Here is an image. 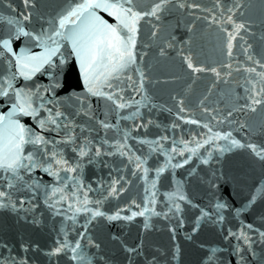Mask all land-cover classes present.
<instances>
[{
  "label": "snow or ice",
  "instance_id": "obj_1",
  "mask_svg": "<svg viewBox=\"0 0 264 264\" xmlns=\"http://www.w3.org/2000/svg\"><path fill=\"white\" fill-rule=\"evenodd\" d=\"M241 7L238 2L229 7L221 0H215L211 7L189 0H62L55 14H49L38 8L37 0H23L24 11L18 15H0V23L5 25L4 35L0 36V210L10 211L25 221L33 214L28 222L36 224L35 213L42 199L48 211L63 217L54 246L47 255L63 253L70 256L74 264H112L101 243L89 234V225L94 221H132L143 217V227L147 229L152 216L168 218V213H172L183 227L187 206L198 210L192 222L193 233L199 230L202 220L211 221L219 226L224 240L229 242L224 248H210L203 264H233V257L237 258L235 264H252L249 256L256 264H264V230L242 220L236 230L224 227L226 211L233 210L239 218L255 204L258 196L264 199V180L243 207L233 209L227 198L230 178L213 172L208 184L215 202L209 211L184 190L187 181L175 177V169L188 164L194 156L208 165L214 153L223 156L234 148L250 150L264 162V142L242 141L233 136L232 130L217 127L227 122L244 129L250 126L230 119L234 112L259 110L264 113V49L256 53L246 39V35L255 33L250 22L237 18ZM184 9L208 13L197 19L215 26L217 40L227 58L218 62L219 67L194 63L191 54H185V49L178 45L190 44L191 37L178 41L171 33L158 36L165 15ZM101 12L115 22L110 23ZM142 22L149 39H159L165 45L158 46L159 56H167V49L176 50L192 73L214 74L212 87L217 82L239 83L229 79L234 73L239 74L243 93L236 100L243 103L233 104L226 114L204 107L205 113L216 112L209 121H187L206 130L197 134L199 138L193 136L179 141L173 138L165 144L163 141H168V136L148 139L133 135V129H146L152 123L144 119L141 109L151 112L156 107L145 87L149 78L143 66L144 57L148 55L144 49L151 45L141 40ZM194 26V22L188 25V31ZM21 38L23 44L17 51L13 41ZM261 41L264 43V35ZM234 48L240 49L243 62L235 58ZM38 74L45 77L46 82L36 80ZM91 98H96L98 104L104 102L102 119L95 115ZM178 104L180 112L185 111L183 99ZM79 116L86 121L78 123ZM25 118L32 123H26ZM128 121L131 123L122 124ZM109 131L112 136L108 135ZM130 140L142 147H135ZM202 148L206 155L200 153ZM111 156L123 158L121 163L131 166L130 174L143 181L139 203L131 200L123 207L118 205L114 210H105V201L125 190L128 181L121 184L123 176L111 179L107 187L103 179L95 181L96 188L92 182H85V167L95 164L110 167L108 161L101 158ZM153 157L155 160L150 165ZM168 170H171L172 190L165 191L163 199H158V181ZM195 172L192 168L188 175ZM45 175L50 179L45 180ZM93 192L98 195L91 197L89 193ZM158 203L162 205L160 211H157ZM78 217H83L84 222L80 223ZM170 231L175 239L176 229ZM112 239L129 254L128 264H134L135 259L141 257V264H161L155 255L149 259L142 242L128 246L118 235L113 234ZM256 244L261 246L259 254L254 247ZM37 247L29 241L21 240L13 245L7 239H0V264H34L29 252ZM179 253L177 245L173 259L178 260Z\"/></svg>",
  "mask_w": 264,
  "mask_h": 264
},
{
  "label": "water",
  "instance_id": "obj_2",
  "mask_svg": "<svg viewBox=\"0 0 264 264\" xmlns=\"http://www.w3.org/2000/svg\"><path fill=\"white\" fill-rule=\"evenodd\" d=\"M189 2L198 3L202 7H211L215 0H189ZM236 2L242 5L237 13V18L250 22L251 30L255 33V35H246V39L253 45V51L260 53L264 49V43L261 41V36L264 35V0H221L222 4L229 7ZM61 3L62 0H37L38 8L49 14H55ZM9 4H11V8H9ZM21 11H24L23 0H0V15H18ZM189 12L194 13V15H188ZM100 14L109 20L110 23L115 22L106 13L101 12ZM204 15H208V13L200 12L199 9H184L172 14H166L161 33L158 36L171 33L177 37L178 41H187L191 37L190 44L178 45L185 49V54H191L194 63L203 64L205 67H219L218 62L221 60L226 61L227 58L222 51V45L217 40L215 26H210V22L197 19V16L202 17ZM193 22L195 26L189 32L187 26ZM25 23L26 26L30 27L27 22ZM4 31L5 25L0 23V36L4 35ZM141 40L151 45L149 48L144 49L148 55L144 57L143 66L149 78L145 81V87L152 98V103L156 107L151 112L147 108L141 109L144 119H150L152 123L148 124L146 129H133V135L147 136L148 139L168 136L169 140L163 141L165 144H169L173 138L177 141L180 139H191L206 130L201 125L191 124L187 121L196 119L201 122H207L210 120L211 115L216 114V112L205 113L203 111L204 107L217 110L220 114H226L227 111L231 110L233 104L243 103L242 100H236V97L243 93V88L240 86L242 80L239 74L234 73V77L229 78L230 81L235 79L239 83L230 82L225 84L217 82L216 86L212 87L215 79L214 74L207 72L192 73L176 50L167 49V56H159L158 46L164 47L165 45L159 39H149L143 28V22ZM22 44L23 38L13 41V47L17 51ZM32 50L39 51L38 48H33ZM234 56L243 62L244 57L240 54L239 48H234ZM36 80L46 82V78L39 74ZM20 83H23V81L21 80ZM210 88L211 91L209 92ZM136 99H139V97L137 96ZM180 99L184 101L183 108L185 111L183 112H180L178 104ZM201 101H203V104H201ZM90 102L93 105L95 115L102 119L104 102L100 101L98 104L96 98H91ZM68 110L72 111V109ZM230 119L243 122L250 127L240 129L238 124L229 125L227 122L217 127L220 130H232L233 136L242 141L250 139L257 144L264 142V113L259 110L255 113L234 112L233 117ZM85 121V117H77L78 123H84ZM25 122L28 124L32 123L28 118H25ZM123 123L130 124L131 122ZM212 123L215 124L216 122L212 121ZM173 124L177 125V127L173 128ZM100 134L103 135V132L101 131ZM92 135L96 136V133ZM108 135L112 136V132L109 131ZM197 138L199 137L197 136ZM129 143L137 148L142 147L136 141L130 140ZM200 153L206 155L203 148L200 149ZM101 159L107 160L110 167H105L103 164L86 166L84 169V180L86 183L92 182L93 187L96 188L95 181L97 179H103L105 187L113 178L119 179L123 176L124 179L121 184H124V181H128L125 185V190L118 197H109L105 201V210H114L118 205L123 207L131 200H136L139 203L143 196V181L137 179V176L130 174L131 166L126 167L122 164L123 158L118 156L102 157ZM177 159H180V157H177ZM154 160L155 157L150 159L149 164H153ZM160 160L162 161L163 157H160ZM192 168H195L196 172L189 176L188 171ZM213 172L217 174L224 173L230 178V183L227 185V198L233 209L241 208L249 199L250 194L254 193L256 187L264 180V162L254 157L250 150L234 148L232 151L224 153L223 156L214 153L208 165L203 164L194 156L188 164L175 169L176 179L187 181L184 185V190L189 194L190 198L209 211L212 210V204L215 202L213 190L208 184ZM152 175L154 173H150V176ZM44 179L49 180L50 178L45 175ZM171 179V170L161 174L157 184L159 189L158 199H163L165 191L172 190ZM117 187H120V185H117ZM89 195L96 197L98 193L93 192L89 193ZM161 208L162 205L158 203L157 211H160ZM41 212L43 213L42 215L40 214ZM32 215L29 214L28 221H31ZM196 215H198L197 209H191L186 206L183 213L185 221L183 227L178 225V218L172 213H168V218L163 215L152 216L149 220L150 226L147 229L143 227V217H136L132 221H94L92 225H89V234L101 243L104 254L110 258L112 264H128L127 258L129 255L118 241L112 239L113 234L118 235L124 244L128 246H136L142 242L145 254L148 255L149 259L152 255H155L161 264H203L205 253L210 248H224L229 242L224 240L219 226L212 224L211 221L202 220L199 230L193 233L191 227ZM225 216V228L231 227L236 230L242 220L244 223H252L254 227L264 230V199L258 196L255 204L243 211L239 218L236 217L235 212L231 209L225 212ZM35 218L38 223L33 224L18 219L10 211L0 210V239H7L13 245H18L21 240L37 245V248L29 252V257L34 264H74L70 256H66L63 253L51 257L47 255L54 246L63 217L55 216L48 211L41 199ZM78 219L80 223L84 222L83 217H78ZM171 228L176 229L175 239L172 237ZM189 236H191V239L188 238ZM232 243H235V240ZM177 245L180 248L178 260L173 259L175 246ZM254 247L259 254L261 246L256 244ZM92 251L95 250L93 249ZM142 259L143 257L136 258L134 264H141ZM232 259L233 264H235L237 258L233 257ZM248 259L252 260V264H256L251 256Z\"/></svg>",
  "mask_w": 264,
  "mask_h": 264
}]
</instances>
